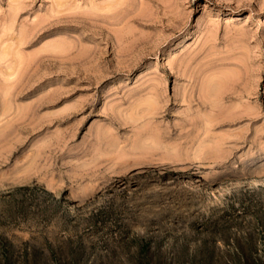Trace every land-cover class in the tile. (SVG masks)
Wrapping results in <instances>:
<instances>
[{
    "label": "rangeland",
    "instance_id": "rangeland-1",
    "mask_svg": "<svg viewBox=\"0 0 264 264\" xmlns=\"http://www.w3.org/2000/svg\"><path fill=\"white\" fill-rule=\"evenodd\" d=\"M0 264H264V0H0Z\"/></svg>",
    "mask_w": 264,
    "mask_h": 264
},
{
    "label": "bare ground",
    "instance_id": "bare-ground-1",
    "mask_svg": "<svg viewBox=\"0 0 264 264\" xmlns=\"http://www.w3.org/2000/svg\"><path fill=\"white\" fill-rule=\"evenodd\" d=\"M156 100V99H155ZM155 113V112H154ZM152 117V116H151ZM215 117V116H214ZM208 126V125H207ZM210 127V126H209ZM156 133H157V131H156ZM157 135V134H156ZM160 135V134H159ZM161 138L160 139H163V140H166V139H168V137L167 136H165V135H163V134H161V136H160ZM171 140V139H170ZM168 143V142H167ZM166 143V144H167ZM172 145V144H171ZM119 156V155H118ZM123 157V156H122ZM117 158V157H116ZM115 158V159H116ZM114 160V159H113ZM21 183V182H20Z\"/></svg>",
    "mask_w": 264,
    "mask_h": 264
}]
</instances>
